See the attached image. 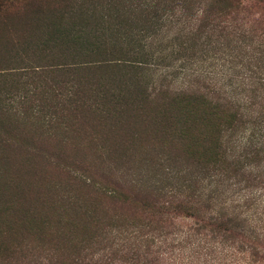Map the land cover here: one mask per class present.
Masks as SVG:
<instances>
[{
	"label": "rangeland",
	"instance_id": "1",
	"mask_svg": "<svg viewBox=\"0 0 264 264\" xmlns=\"http://www.w3.org/2000/svg\"><path fill=\"white\" fill-rule=\"evenodd\" d=\"M40 2L0 13V264H160L187 234L206 264L213 208L264 191L256 142L229 156L264 126V47L227 35L218 0ZM187 84L243 114L215 151L187 134Z\"/></svg>",
	"mask_w": 264,
	"mask_h": 264
},
{
	"label": "trees",
	"instance_id": "2",
	"mask_svg": "<svg viewBox=\"0 0 264 264\" xmlns=\"http://www.w3.org/2000/svg\"><path fill=\"white\" fill-rule=\"evenodd\" d=\"M218 1L222 2L225 6L224 13L227 18L225 28L228 30L227 35L232 36L233 40L236 39L237 41H256L259 45L264 47V0ZM18 2L26 10L39 9V7H41L40 0H0L1 15L18 4ZM233 7H236V9L235 12L232 13L229 9ZM210 77L215 78V75ZM229 80L225 82V85H231ZM216 84L217 82H215V85ZM187 85L186 89L180 91L181 94H184V96H186V94H195L191 84ZM258 85L261 89H264V77H259ZM217 88L221 90V86H217ZM13 100H15V96L12 97V101ZM230 101L233 102L234 99L230 98ZM230 101L217 96L210 88L208 92H206V95H193L187 99L185 105L187 113L191 118L189 121L192 124L189 126L187 134L191 136V126H197V133L191 136L194 145L206 138V144H211L213 151H215L219 147L218 143L220 139L217 137L213 140L211 135L216 134V129L219 131L222 123L226 122L228 119L231 121L229 123L230 128L233 129L235 126L234 122L237 123V121H239L238 115L243 118L241 110H235L234 105L229 103ZM240 141L241 142L235 144L236 152H230L231 150L229 147V156L232 158L233 162L241 158H246L249 150L254 147V142L257 144L256 148L259 149L255 155L264 151V126L257 131V134L255 132H250L249 136ZM194 145L191 148L192 152L196 150L199 153V151L194 148ZM210 152L212 151L206 146V153L201 154V156L206 155V162L212 161L215 163L216 161L211 160L209 156ZM218 153H220L219 150ZM243 197L244 200L241 206L252 208V212L248 214L244 211L246 213L245 217L241 216L244 212H241V215H234L213 208L212 214L209 217L211 223L206 225V264H264V205H262L264 201V191H252L245 194ZM187 235L188 238L180 240L181 244H179V246L181 247H177V249L176 247L173 249L172 246L165 241L166 243H164L163 246L167 247L169 251L163 250L159 252V254H161V259H159L160 264L165 260V256H167V264H200L198 262L201 256L199 251L196 250V248L200 249V247H194L191 249V252L184 250L187 245H184L185 243L183 244V242L190 244V238H192L191 234ZM135 237L140 241L141 246L147 249L146 253L148 254L152 252L150 250L155 246L160 245L159 247H161L160 239L156 240L153 237ZM237 238L238 241H236ZM250 240L254 241L250 242ZM235 244L238 245V247H236ZM138 250L139 252L142 251L140 249ZM158 251L159 250H156V252Z\"/></svg>",
	"mask_w": 264,
	"mask_h": 264
}]
</instances>
